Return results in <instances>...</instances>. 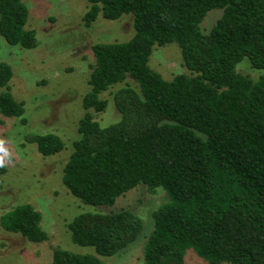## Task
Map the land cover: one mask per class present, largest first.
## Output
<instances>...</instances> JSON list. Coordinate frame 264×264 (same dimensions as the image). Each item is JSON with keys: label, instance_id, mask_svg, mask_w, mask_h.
<instances>
[{"label": "trees", "instance_id": "1", "mask_svg": "<svg viewBox=\"0 0 264 264\" xmlns=\"http://www.w3.org/2000/svg\"><path fill=\"white\" fill-rule=\"evenodd\" d=\"M85 1L84 26L98 16L132 14L135 33L124 42L91 46L90 90L82 98L87 111L63 167L64 186L90 205H112L139 184L150 192L165 189L170 200L153 211L143 264H188V248L206 264H264V73L253 79L236 69L246 58L264 71V0ZM212 9L222 13L203 31ZM27 18L24 0H0V35L8 45L37 46ZM172 42L186 72L165 79L149 58L155 47ZM12 74L11 65L0 61V113L24 124V102L9 85ZM112 87L120 118L102 126L89 110L103 111L107 100L99 94ZM26 140L45 156L63 148L55 133H32ZM5 171L2 162L0 173ZM41 222L42 213L30 203L0 216L4 230L33 242L48 237ZM142 228L140 216L128 209L83 212L68 222L74 243L105 256L125 249ZM52 263L105 264L57 247Z\"/></svg>", "mask_w": 264, "mask_h": 264}, {"label": "rangeland", "instance_id": "2", "mask_svg": "<svg viewBox=\"0 0 264 264\" xmlns=\"http://www.w3.org/2000/svg\"><path fill=\"white\" fill-rule=\"evenodd\" d=\"M24 2L28 7L26 28L36 30L37 46L26 49L8 45L0 35V61L12 67L11 93L16 100L24 102L23 117L27 120L23 124L19 118L0 113V160L6 166V171L0 173V216L13 206L30 203L42 213L41 225L48 237L33 242L0 225V264H53L55 247L95 255L105 264H143L144 241L153 229V211L169 202V193L161 187L150 192L146 185L139 184L117 197L112 205H90L74 197L62 182L72 142L79 137V119L87 111L82 106V98L90 90L88 76L90 64L95 60L91 46L97 42L130 39L135 33L132 14H124L117 20L98 16L86 27L82 20L88 8L85 0ZM221 13L219 9L210 10L201 29L208 31ZM248 63L244 58L236 67L238 72L253 79L264 73ZM149 65L165 79L186 72L180 48L174 42L155 47ZM112 90L114 87L99 94L107 100L103 111L89 110L102 126L120 118ZM32 133H55L61 138L63 148L57 153L42 155L35 143L26 140ZM120 209L134 212L143 222L140 234L125 249L105 256L98 254L93 246H81L72 241L68 222L76 215ZM185 261L206 264L192 248L186 249Z\"/></svg>", "mask_w": 264, "mask_h": 264}, {"label": "clouds", "instance_id": "3", "mask_svg": "<svg viewBox=\"0 0 264 264\" xmlns=\"http://www.w3.org/2000/svg\"><path fill=\"white\" fill-rule=\"evenodd\" d=\"M0 151H2V149H0ZM0 163H2V161H0Z\"/></svg>", "mask_w": 264, "mask_h": 264}]
</instances>
